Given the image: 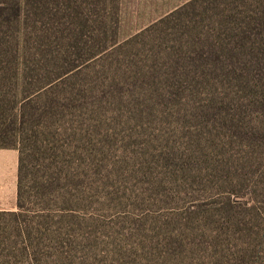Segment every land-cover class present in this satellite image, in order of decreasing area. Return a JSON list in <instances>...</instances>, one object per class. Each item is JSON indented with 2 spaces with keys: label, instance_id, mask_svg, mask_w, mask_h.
I'll use <instances>...</instances> for the list:
<instances>
[{
  "label": "rangeland",
  "instance_id": "obj_1",
  "mask_svg": "<svg viewBox=\"0 0 264 264\" xmlns=\"http://www.w3.org/2000/svg\"><path fill=\"white\" fill-rule=\"evenodd\" d=\"M20 1L56 81L3 113L26 200L0 264H264V0Z\"/></svg>",
  "mask_w": 264,
  "mask_h": 264
},
{
  "label": "trees",
  "instance_id": "obj_2",
  "mask_svg": "<svg viewBox=\"0 0 264 264\" xmlns=\"http://www.w3.org/2000/svg\"><path fill=\"white\" fill-rule=\"evenodd\" d=\"M0 2V140L8 138L11 134H15L16 131L21 128V124L24 121L25 109L31 105L34 96L41 92H47L56 81V75L52 69H45L43 72H39L38 76L30 73L29 70V57L27 51V44L25 40V31L20 26L23 25V10L22 2L20 0L13 1L9 10L11 11V17L7 21L4 20L5 11L8 10L1 5ZM10 28L12 31L18 29V33L4 38L2 33L5 34L4 29ZM8 28V29H9ZM11 43L14 44L12 48ZM7 46V48H6ZM10 55L9 60L4 63L5 54ZM11 62V63H10ZM15 62L17 69L12 70L9 67V63L12 65ZM10 65V66H11ZM34 78L39 79V90L30 91L29 88L32 85ZM19 93H17V90ZM7 110L12 112V119L18 121L12 122L11 125H6L3 121V113ZM18 128V129H17ZM0 148H14L20 151V178H19V200L17 212H0V220L5 217H11L16 222L19 221L23 212L25 211L26 200V158L25 152L15 146L0 145Z\"/></svg>",
  "mask_w": 264,
  "mask_h": 264
},
{
  "label": "crops",
  "instance_id": "obj_3",
  "mask_svg": "<svg viewBox=\"0 0 264 264\" xmlns=\"http://www.w3.org/2000/svg\"><path fill=\"white\" fill-rule=\"evenodd\" d=\"M20 151L0 148V212H17L19 200Z\"/></svg>",
  "mask_w": 264,
  "mask_h": 264
}]
</instances>
